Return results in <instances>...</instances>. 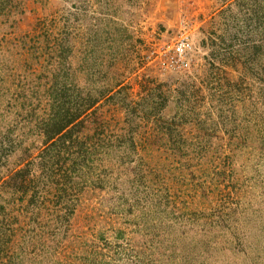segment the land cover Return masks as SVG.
<instances>
[{"label":"rangeland","instance_id":"374dc122","mask_svg":"<svg viewBox=\"0 0 264 264\" xmlns=\"http://www.w3.org/2000/svg\"><path fill=\"white\" fill-rule=\"evenodd\" d=\"M0 264H264V0H0Z\"/></svg>","mask_w":264,"mask_h":264},{"label":"built area","instance_id":"2783aa9c","mask_svg":"<svg viewBox=\"0 0 264 264\" xmlns=\"http://www.w3.org/2000/svg\"><path fill=\"white\" fill-rule=\"evenodd\" d=\"M191 48L187 29L184 28L179 32L178 38L173 42L171 47H163L161 55L171 62V65H181Z\"/></svg>","mask_w":264,"mask_h":264}]
</instances>
